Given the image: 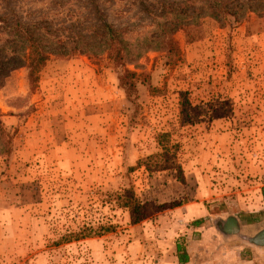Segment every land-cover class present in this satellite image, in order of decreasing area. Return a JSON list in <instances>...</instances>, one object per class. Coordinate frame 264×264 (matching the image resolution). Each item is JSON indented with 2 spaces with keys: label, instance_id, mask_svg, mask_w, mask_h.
<instances>
[{
  "label": "rangeland",
  "instance_id": "rangeland-1",
  "mask_svg": "<svg viewBox=\"0 0 264 264\" xmlns=\"http://www.w3.org/2000/svg\"><path fill=\"white\" fill-rule=\"evenodd\" d=\"M209 1L0 0V264H177L176 239L182 264H264V249L239 238L262 242L264 229L230 234L233 216L264 210V0H224L239 13L222 20L200 14ZM105 23L127 42L121 65L107 57ZM20 25L97 52L53 54L31 83L11 60L28 55L14 52ZM126 69L138 75L136 103ZM160 131L179 143L182 170H130L158 150ZM130 183L148 204L138 224L118 202ZM183 204L200 208V227L175 212ZM75 231L92 234L61 240Z\"/></svg>",
  "mask_w": 264,
  "mask_h": 264
},
{
  "label": "trees",
  "instance_id": "trees-1",
  "mask_svg": "<svg viewBox=\"0 0 264 264\" xmlns=\"http://www.w3.org/2000/svg\"><path fill=\"white\" fill-rule=\"evenodd\" d=\"M205 10H207L208 14L219 20L225 19L229 15L238 17L239 13L236 7L230 6L224 0H210L207 8L203 7L200 10V14H204L206 12ZM183 22L184 21H180V23L178 24H182L184 26L185 23ZM161 26H163L162 36L166 39V44H169L170 46L169 51L171 52V55L174 56V54H177L179 52L178 43L170 36L168 37V39L166 38L167 36L164 29H166L168 24H161ZM178 27L179 26H177V28ZM14 34L19 39L14 42L16 50L14 52L22 50L19 47L20 44H22L24 49L28 50V55L25 59L17 57L18 59L11 58V60L15 59V61L13 62L16 65L15 67L25 65L29 68L28 74L31 83L37 81L38 73L46 64L50 56L53 54L69 56L71 54H74L76 51L85 52L87 54H91L90 51L97 52L95 49H93V47H90V45H88L89 43H87V41L73 43L75 45H69L65 41L53 43L42 34L37 26L33 25L31 27H23V25H20L14 30ZM101 36L102 40H104L103 44L105 45V49H107V57L109 58V60L116 65L123 64L126 56H128V47L127 42L123 39L122 34L111 24L105 23ZM137 76L138 75L136 72L126 69L124 75L120 77L121 85L126 90L132 103H136V92L138 90ZM186 95V92H182L180 98L179 120L181 125H186L192 120V115L190 113L191 103ZM155 140L158 144V150L155 153L140 159L136 166L130 167V170H134L137 167L146 166L147 170L150 172L168 169H175L176 171L180 172L182 168L178 164L176 159L180 145L179 143L173 142L172 133L170 131H160L155 135ZM118 202L121 207L129 210L132 224H138L148 217V204L142 203L137 199L134 186L131 183L124 189L123 193L118 196ZM203 222L204 218H199L194 220L192 224L194 226H200ZM103 230L105 232H109L111 230H114V227L112 225L101 226V231ZM91 234L92 233H86L83 231H75L63 235L61 240L71 241L74 238L80 239L89 237L91 236ZM182 249L183 245L179 244L177 246V251L181 263L187 261V253L183 252Z\"/></svg>",
  "mask_w": 264,
  "mask_h": 264
},
{
  "label": "crops",
  "instance_id": "crops-1",
  "mask_svg": "<svg viewBox=\"0 0 264 264\" xmlns=\"http://www.w3.org/2000/svg\"><path fill=\"white\" fill-rule=\"evenodd\" d=\"M195 210H198L199 211L200 208L199 207H196L194 205H191V204H187V205L186 204H183V206L178 207L175 212L180 214L181 212L186 211V213L190 216L189 218L191 220H193V221L196 220V219H199V218H205L204 215H202V214L199 215V217H193ZM199 212H201V210ZM223 218H225V217H219L218 221H216V223H215V225H216L215 226V229L218 231V233H219L220 220L223 219ZM226 218H227L226 219L227 221H225V223L226 222H229V220H228L229 217H226ZM232 218L235 219V221L238 222L239 227H240V231L239 232H236V233L232 232V233H230L235 238H236V236H239L240 235V233L242 232V229L244 227H246L247 229H253L254 232L252 233V235H254L258 231H261V230L264 229V210H262L261 212H259L258 215L257 214L256 215H253L252 213H245L244 215L233 216ZM184 220H185L184 217L183 218L180 217V219H179L180 222H184ZM143 224H145V223H143ZM143 224L141 225V228H143V226H144ZM145 238L148 239L147 237H145ZM239 238L244 243L248 244V246H253L257 250H261L262 248L264 249V241L257 243L255 241L251 240L249 237H245L244 238V235L240 236ZM148 241H149V239H148ZM183 241H184V239H183ZM186 243H187V241L185 240V245H186ZM145 244H147V243H145ZM149 244L150 245H146V252H148L149 250L152 249V243L149 242ZM174 244H175V247L177 248V246L179 244L181 245L182 243H181V241H179L178 239H176V242ZM252 251H253V248H252ZM186 259H187V261H189L188 255L186 256ZM146 264H151V261L150 262H146ZM177 264H182L180 262V260H179V254H178V262H177Z\"/></svg>",
  "mask_w": 264,
  "mask_h": 264
}]
</instances>
